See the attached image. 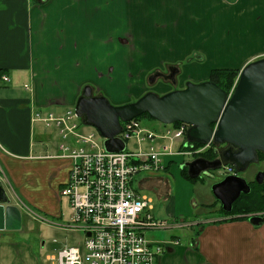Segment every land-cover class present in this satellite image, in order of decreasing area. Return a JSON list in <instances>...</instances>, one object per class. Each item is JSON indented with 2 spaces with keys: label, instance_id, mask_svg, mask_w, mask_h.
<instances>
[{
  "label": "crops",
  "instance_id": "crops-1",
  "mask_svg": "<svg viewBox=\"0 0 264 264\" xmlns=\"http://www.w3.org/2000/svg\"><path fill=\"white\" fill-rule=\"evenodd\" d=\"M117 4L133 9L120 31L108 11ZM205 7L217 11L214 29H199L208 15ZM196 8L203 10L197 19L191 16ZM189 19L196 22L187 23ZM189 25L191 37L203 41L197 52L207 57L183 69L188 78H199L192 82L205 80L212 69L240 71L264 57V0H0V182L21 214L19 229H0V264H56L45 254L44 241L35 240L44 235L40 226L34 230L35 222L77 230L61 219L59 190L69 171L68 161L58 157L61 138L54 126L35 121L34 115L74 108L80 88L104 68L108 55L121 63L125 39L135 57L128 68L136 71L147 64L140 55L157 53L149 46L154 40L167 38L170 42L161 50L168 51L177 42L173 34L184 36ZM212 39L213 46H206ZM3 75L10 78L8 83L1 80ZM162 128L159 122L149 127ZM175 163L181 164L170 160L163 169L178 174L171 199L165 188L149 185L151 178L140 175L137 181L152 210L153 199L142 191H155L161 216L153 215L167 220L165 228L157 229L166 232L158 242L167 245L158 264H264V223L252 225L246 214H221L215 200L203 205L208 214L195 216L192 182L183 177V165ZM167 182L161 176L158 183ZM180 232L193 235L183 243Z\"/></svg>",
  "mask_w": 264,
  "mask_h": 264
},
{
  "label": "built area",
  "instance_id": "built-area-1",
  "mask_svg": "<svg viewBox=\"0 0 264 264\" xmlns=\"http://www.w3.org/2000/svg\"><path fill=\"white\" fill-rule=\"evenodd\" d=\"M1 80L8 83L10 78L3 75ZM34 116L35 121L58 130V157L69 163L59 193L69 200L70 226L83 234L77 245L64 246L49 258L56 264H158L166 242L149 240L146 234L165 228L167 220L153 215L151 201L132 183L142 172L163 170L165 157L189 156L193 150L186 140L189 126L160 123L163 128L155 130L135 118L121 122L116 137L124 142V149L109 152L102 137L99 143L94 132L83 129L74 108ZM217 171L234 174L231 165Z\"/></svg>",
  "mask_w": 264,
  "mask_h": 264
},
{
  "label": "water",
  "instance_id": "water-1",
  "mask_svg": "<svg viewBox=\"0 0 264 264\" xmlns=\"http://www.w3.org/2000/svg\"><path fill=\"white\" fill-rule=\"evenodd\" d=\"M159 75H151L149 83ZM74 110L84 125L98 131L104 139V149L109 152L124 149V142L116 137L121 132V122L143 114L164 125L187 124V142L218 148L212 160L198 157L184 162L190 179L215 171L222 165H231L237 172L224 176L211 187V193L222 210L230 213L241 194L250 191L247 181L238 173L245 172L250 164L257 162L259 154L264 155V57L241 68L231 94L207 80L187 82L184 88L162 95L147 92L134 102L112 105L105 96L93 95L92 87L85 85ZM263 178V172L256 175L259 183ZM245 216L252 225L264 223L263 213ZM20 226V211L11 205L0 182V229L17 230Z\"/></svg>",
  "mask_w": 264,
  "mask_h": 264
},
{
  "label": "rangeland",
  "instance_id": "rangeland-1",
  "mask_svg": "<svg viewBox=\"0 0 264 264\" xmlns=\"http://www.w3.org/2000/svg\"><path fill=\"white\" fill-rule=\"evenodd\" d=\"M159 1H163V0H159ZM117 5L109 7L108 11L110 15L109 18L113 21H116V23H119V26H117V28L119 29L118 31H120L123 29L124 26L127 25L126 19L129 17V14H130L129 12H131L133 9L127 8L123 4H117ZM203 10L208 12V15L207 17L201 20L203 25H200L199 29H202L203 27L209 28L208 30H210V28L214 29V22L212 21V17L214 16L215 13H217V11H211L212 8L210 11H207L208 8L206 7ZM202 11L201 9L196 8V11L191 16L197 19L201 17ZM186 17L189 18V14L186 15ZM194 22L196 21H193L191 19L187 21V23H194ZM190 27L192 28V25H189V27L185 29L184 34H183L184 36L181 35V33L183 32H179L178 35L173 34V38H175L173 39V42H175L176 39H177V42L169 45L172 48L169 49L168 51L164 50L166 53L163 52L161 49L163 48L164 45H167L168 42L170 41L165 37L154 40L153 43L149 46L156 48L157 51L155 50L154 52H157V53L153 55H149L147 54L148 52L146 51L144 55L143 54L140 55L141 57L140 62L142 64L147 62V64L141 65V68L136 71H130L128 68V61H131V59H134L135 57H134L133 52L131 51V48H132L131 44H128L130 42L127 39H125L123 42L125 43L126 50L120 56L121 63L117 65V63L113 60V58L109 57L108 55L107 57L110 62L107 61L108 63H106L104 68L101 70H98L95 73L93 80L88 81L86 85H90L92 87L93 95L99 94V95L105 96L112 105H122V104L130 103V102H134L147 92H154L158 95H162L166 93L167 91L184 88L187 82H192L191 81L192 79L197 80L199 78H192V79L190 77L188 78V75L186 74V72H184L183 69L189 68L191 64L194 63L195 61L202 63L203 61L207 60V57L206 56L204 57V54H200L197 52L200 49V44L203 41L200 40L199 38L196 39V37H193V38L191 37V32L190 30H188ZM197 27H198V24L196 28ZM158 29H161V28H158ZM171 29L174 32L173 26ZM214 41L215 40L213 39L207 41L206 46L212 47L214 44L213 43ZM179 42L181 43V46L177 48L176 45ZM128 45H130V47ZM158 49H160L161 51H159ZM187 64H190V65L185 66ZM169 66L175 67L176 69H178L179 73L176 76V83L172 84L170 81L162 79L160 77H157L153 81V83H149L148 78L151 75L155 74L156 72L167 73V69ZM204 76L205 75H203V77ZM204 78L205 80L203 81L209 80V76H206ZM237 78H238V75L235 77L231 88L227 90L228 94L232 93ZM83 87L80 88L78 96L81 94ZM49 110L53 111L54 107H50ZM138 120L140 121L143 127H148V128L151 127L154 124V122H158L154 120L153 118L146 116V115L140 116ZM83 127L85 131L94 132L95 139H97L99 143H102V138L94 127L84 125V124H83ZM128 146H131L130 141L128 142ZM192 149H193L191 150L192 153L189 156L177 155V156L163 158V165L166 167L170 160L179 162V164L181 163L183 165L184 161H188V160L190 161L193 159V157L199 156L201 153H205V152L208 153L207 151L211 149V146H199V147L192 146ZM215 149H218V148L215 147ZM260 159L262 160L259 163L251 165L249 169H247V171H245L244 174L241 176L245 178L246 180L253 179V177H255L258 171L264 170V157H261ZM175 164L178 165L177 163ZM181 164L178 165L177 167L181 168ZM140 175L141 177L143 176L142 179L147 180L151 178V181H147L150 183L149 184L150 186L154 184L159 189L165 188V191L168 190L167 194L169 195V198L176 194L177 186H176V179L174 178H176L175 176L176 175L178 176V174L175 170L173 171H164V170L149 171L147 173H143V174L141 173L137 175L133 180L132 186L138 193L140 192L138 191L139 187H138L137 181ZM161 176L162 177L167 176L168 178V182L163 184L162 186L158 183L159 180L161 179ZM223 177H224V174H219L218 171L215 170V171L202 173L200 177L192 181L191 185L193 186L192 187L193 202L197 204L196 208L194 209L195 210L194 214H196L195 216H199L200 214L201 216H205L206 214H208L207 212L203 211L204 209L203 205L214 203L215 198L213 197L211 193V187L213 186V184L221 181ZM37 179L39 182H41L40 176H38ZM142 192L153 199L152 213L156 214L157 216H161L159 214V212L161 213V211H159L161 202L159 198L157 197L155 191L151 188H147V189L145 188L143 189ZM61 197H62L61 198L62 199L61 200L62 201L61 210H62V215H63L61 219L63 222L70 224L71 223V210L69 207V200L65 196L61 195ZM215 207H217L218 209V205H216ZM165 208H166V205H164V207H162L161 209L165 210ZM261 211L262 209H254L249 214H261ZM211 212H214V211H211ZM221 214L223 213L221 212ZM41 217H44V216L42 215ZM39 226L41 230H43L44 235L41 236L40 239L38 240L35 239V240L37 241V243L39 242L41 243L42 241H44L45 254L47 255L56 254V252L59 249L63 248L64 246H75L77 245L78 242H80L83 239V234L80 230H73V229L65 230L60 227H54V225H50L44 221L39 222V223L35 222V224L33 225L34 230H38ZM178 234L180 235L182 242L184 243L189 240L192 233L180 232ZM165 237H166V232L164 230H156V231H153L152 234L149 232L146 234L147 239L149 240L154 239V241H162V239Z\"/></svg>",
  "mask_w": 264,
  "mask_h": 264
},
{
  "label": "trees",
  "instance_id": "trees-1",
  "mask_svg": "<svg viewBox=\"0 0 264 264\" xmlns=\"http://www.w3.org/2000/svg\"><path fill=\"white\" fill-rule=\"evenodd\" d=\"M238 73H239V70H237V69H228V68L212 69L209 73V80L214 82L215 84H217L221 89H223L227 93V90L230 89L231 86L233 85V81H234L235 77L237 75H239ZM143 115L148 116L147 114H143ZM139 117H137L135 119L138 120ZM176 124H179V122H176L173 125H176ZM192 146L199 147L202 145L194 144ZM207 152L210 153L212 155V157H214V158L216 157V154H215L214 149L212 147ZM262 157H264V155H262ZM182 175L184 178H186L190 182L194 181V179H190L187 176L186 169H182ZM263 203H264V199L259 195H255L252 198V197L247 196V194H242L234 202V207H233L234 209L229 214H231V215H233V214L238 215L239 214L240 215V214H248L254 209L264 210ZM221 209L222 208H220V211L224 215L228 214V213H225Z\"/></svg>",
  "mask_w": 264,
  "mask_h": 264
},
{
  "label": "flooded vegetation",
  "instance_id": "flooded-vegetation-1",
  "mask_svg": "<svg viewBox=\"0 0 264 264\" xmlns=\"http://www.w3.org/2000/svg\"><path fill=\"white\" fill-rule=\"evenodd\" d=\"M172 70H173V72H174V75H173V72H172ZM156 73H159L160 75L158 76V77H160V78H162V79H165V80H168V81H170L172 84H174V83H176V76L178 75V69L176 70L174 67H168V69H167V73H161V72H156ZM211 147L214 149V152H215V146H212L211 145ZM198 157H203V158H206V159H208V160H212V159H214V157H212L211 156V154L210 153H201L199 156H195V157H193V159H195V158H198ZM262 157V154H259L258 155V161L257 162H255V163H252V164H250L249 166H248V168L247 169H249V167L251 166V165H253V164H257V163H259L262 159H260ZM182 169H186V173H187V168L185 167V166H183L182 167ZM247 171V170H246ZM207 172H210V171H207ZM259 172H263L264 173V170H260V171H258L257 173H256V175L259 173ZM234 174H237V172L235 171V169H234ZM244 174V172L243 173H238V175H243ZM256 175H255V177H253V179H249V180H246L245 178V180L247 181V183H248V186H249V188H250V191L248 192V193H246L247 194V196H249V197H254L255 195H259V196H261L263 199H264V178H263V181L261 182V183H259L257 180H256ZM242 195V194H241ZM215 203L217 204H219V207L221 208V205H220V203L217 201V200H215ZM263 205H264V203H263ZM234 207V203H233V205H232V210L234 209L233 208ZM222 210V209H221ZM231 210V211H232ZM231 213V212H230ZM261 213H263L264 214V211L262 210L261 211ZM249 214V213H248ZM226 215H229V213L228 214H226Z\"/></svg>",
  "mask_w": 264,
  "mask_h": 264
}]
</instances>
